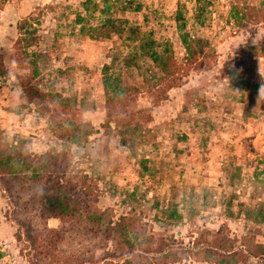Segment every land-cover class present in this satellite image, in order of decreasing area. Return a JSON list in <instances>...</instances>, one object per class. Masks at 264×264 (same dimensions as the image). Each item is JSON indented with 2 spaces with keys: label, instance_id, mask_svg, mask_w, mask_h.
I'll use <instances>...</instances> for the list:
<instances>
[{
  "label": "rangeland",
  "instance_id": "374dc122",
  "mask_svg": "<svg viewBox=\"0 0 264 264\" xmlns=\"http://www.w3.org/2000/svg\"><path fill=\"white\" fill-rule=\"evenodd\" d=\"M232 1L0 0V264H128L131 253L118 241L138 253L164 246L165 253L142 259L147 264H222L235 252L260 261L246 240L264 244V225L237 213L264 201V22H229ZM32 15L36 31L21 35L32 45L18 46V23ZM178 23L200 39L202 68L183 71L184 85L164 92L157 105L138 97L119 122L108 123L104 65L118 60L122 67L135 45L167 41L184 62ZM30 61L41 71L32 85L44 92L54 85L69 113L57 100L30 102L21 88ZM238 62L250 90L234 86ZM205 76L200 98L187 103V89ZM139 110L150 116L138 117ZM52 113L65 125L72 118L92 126L71 161L90 177L78 188L79 201L101 211L93 220L50 218L42 210L45 190L56 182L43 166L29 168L26 157L61 149L68 139V131H53ZM124 216L133 227L116 238L107 228Z\"/></svg>",
  "mask_w": 264,
  "mask_h": 264
},
{
  "label": "trees",
  "instance_id": "16d2710c",
  "mask_svg": "<svg viewBox=\"0 0 264 264\" xmlns=\"http://www.w3.org/2000/svg\"><path fill=\"white\" fill-rule=\"evenodd\" d=\"M39 14L43 15L41 12ZM249 15L251 16L248 17ZM230 19L233 20L239 28L246 27L256 20L258 22H264V0H259V3L256 5H254V3L246 4L243 0H233L229 12V22ZM31 20L34 22L37 18L33 15L32 17L28 16L18 23L17 28L20 35L17 42L18 46L19 43L27 41L26 37H21L22 31H25L24 35L34 34L36 31L37 22L31 23ZM185 28L186 27L178 23V36L180 42L187 51L184 62L176 55L173 43L167 41L157 44L142 42L140 45H135V53H130L124 58L122 67H118L120 65L118 60H113L110 64L104 65L102 70V83L108 123L111 121L119 122L122 118V114L129 112L128 108L134 105L137 106L138 97L146 98V101L153 106L157 105L163 100L164 92L166 93L167 91L184 85L182 81L183 76L181 75L183 71L190 70L193 64V68L196 70L202 68V65H198L196 62L197 56L204 52V47L196 42L200 39L196 38L192 32ZM34 41H37V38ZM26 43L27 46L32 45L28 41ZM251 48L255 49L253 45H251ZM50 49L51 48L43 49L42 52L45 54L47 50ZM144 56H148L151 63L144 60ZM29 63L30 65L28 68L30 70V75L21 78V88L25 95L29 96L30 102L36 105H42L48 101L55 102L57 100L58 104H62V114L69 113L66 107L69 100L63 99L62 96L57 97L54 95V85H51L50 90L46 92L32 85V81L38 78V76L40 77L41 71L37 62L30 61ZM243 65L242 62H238L233 67L231 72V75H233L232 80H235V87L250 90L253 83L250 81L251 77L249 76V72ZM144 69L145 71L142 73ZM56 71L62 74L61 68H57ZM139 75L142 76L140 79L137 77ZM207 80L208 77L205 76L201 79L200 85L187 89L185 93L187 103L192 104L195 100L200 98L199 93L202 88L207 86ZM136 115L142 118L150 116L149 114H144L143 110H139ZM62 116L63 115L59 114L57 117L60 119L56 121L54 113L49 115V123L52 124L55 122L54 124H56V127L52 128L54 132L61 129L69 132L68 139H62L63 141L59 143L61 149L57 147V144L52 148L50 153H45L41 156L30 154L26 158L30 164L29 168L35 171L39 169V166H43L47 172L51 173V176H54H50L49 178L53 179V182H56V187L45 190L47 192L43 195L41 200L42 210L46 211L48 217L74 218L77 216L78 218L88 217L93 220L101 211L92 206L89 207L87 204H82L81 201H79L80 190L78 188L79 185H85L90 180V177L79 168L78 162L75 163L71 161L78 153V151L74 149V145L82 146L87 143L90 140V136L93 134V129L89 123L84 121H79L75 124L72 118L68 119V124L65 125L66 119ZM67 127H70V129H66ZM1 175L6 181L12 182L11 179L5 178V176L9 177V173L4 172ZM240 206L241 208L237 213L238 218L244 216L246 221L253 226L264 225V201L249 205L242 204ZM232 217L237 218L236 215H232ZM178 218L181 219L182 216L179 215ZM111 223L112 225H110L107 230L112 231L113 236L116 238L120 236L123 237V232H126L128 226L131 228L133 227V224H130V220L125 216ZM246 242L249 245L252 243L253 247H257L254 249V255L257 254L254 257L259 258L260 261L254 263L250 260L249 255L244 254V252H235L224 257V262L222 264H238V261H241V264H264V244H255L253 239L248 238ZM118 244L128 247L125 249L127 254L131 253V256L127 259L128 264H147L144 260L148 258V254H152L153 252L165 253L164 246L154 251L149 248H143L140 249L143 252L138 253V251H135L137 250L135 244L130 246L128 242L121 243L119 241ZM238 255L240 257L239 260L237 259ZM165 258L169 259L168 256H165ZM221 260L223 261V257Z\"/></svg>",
  "mask_w": 264,
  "mask_h": 264
}]
</instances>
